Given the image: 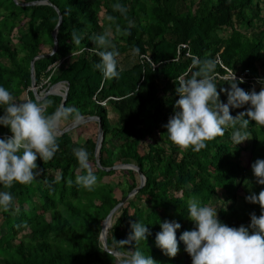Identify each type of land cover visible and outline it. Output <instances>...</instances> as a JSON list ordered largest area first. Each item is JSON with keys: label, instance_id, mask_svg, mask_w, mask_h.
Masks as SVG:
<instances>
[{"label": "trees", "instance_id": "trees-1", "mask_svg": "<svg viewBox=\"0 0 264 264\" xmlns=\"http://www.w3.org/2000/svg\"><path fill=\"white\" fill-rule=\"evenodd\" d=\"M49 1L52 5L0 0V84L16 98L27 91L29 98L37 99L30 89V63L35 56L52 50V32L59 19L53 5L57 6L62 14L58 48L54 54L35 60L36 84L46 77L51 85L68 83L64 105H74L87 117L98 116L103 125L101 166L135 164L145 177L144 186L113 214L107 247L119 249L116 241L126 239L130 223L140 219L152 233L138 245L145 254L159 264H191L182 241L175 257L165 255L155 243L159 221H179L177 238L183 230L194 227L186 203L191 195L217 207L219 218L230 226H247L253 212L259 216L261 205L245 197L264 188L251 168L257 158H264V125L250 121V141L238 145L232 142L233 129L229 127L199 151L170 141L164 125L176 110L178 77L188 71V78L198 71L199 61L219 56L224 67L234 71L250 68L253 75L264 76V0ZM253 27L257 33L247 34ZM106 28L111 29L110 38L119 54H129L128 64L119 66L116 78L105 77L95 67L101 58L100 46L94 40ZM15 30L17 41L13 42ZM75 36L80 37L79 43ZM134 47H139V55L133 56ZM187 50L197 59L187 56ZM142 54L157 66L141 61ZM58 61L61 63L54 70L49 68ZM224 67L216 63L215 74H224ZM215 80L218 91L230 87L229 79L215 76ZM257 88L258 92L261 86ZM108 96L119 97L109 101L118 116L113 122L107 108L95 102V98ZM45 98L51 101L49 113L62 100L59 95ZM247 107L230 111L235 116ZM0 134L11 135L10 128L0 125ZM115 138L121 142L110 148ZM58 143L60 148L53 158H37L38 174L31 183L0 184V190L10 191L14 197L8 209L0 208V264H115V256L104 250L99 237L102 222L140 184L139 173L125 168L105 171L98 166L94 137L74 141L68 131L58 136ZM81 146L89 151L90 164L99 179L91 191L76 182L84 170L73 148ZM118 172L124 177L121 182L103 181ZM116 188L121 192L118 195ZM219 188L225 192L224 198L218 196Z\"/></svg>", "mask_w": 264, "mask_h": 264}, {"label": "clouds", "instance_id": "clouds-1", "mask_svg": "<svg viewBox=\"0 0 264 264\" xmlns=\"http://www.w3.org/2000/svg\"><path fill=\"white\" fill-rule=\"evenodd\" d=\"M116 7L123 11L120 5ZM110 37L111 33L107 31L95 37L94 43L100 46L98 55L101 58L95 67L105 77L116 78L120 75L119 52ZM74 38L77 43L80 42L79 36ZM132 54L139 55V47H134ZM199 63L198 71L188 78L179 79L176 110L164 125L168 139L184 148L199 151L207 146V141L223 136L231 127V140L238 145L249 138L250 121L264 125V78H258L260 85L257 87L261 86L258 92L257 87L246 91L239 86L244 78H237L233 71L228 78L230 87L220 89L227 95V101L222 102L215 80L216 61L204 59ZM60 83L57 87L64 91L67 83ZM50 103L43 97L18 101L7 87L0 84V109H3L0 125L9 127L11 131V135L0 136V184L11 187L16 182L31 183L38 174L37 158L49 160L59 150L61 124L70 122L72 126H79L90 117L74 105H61L49 113L47 108ZM246 104L248 107L244 111L232 115L230 109ZM73 154L84 170L76 177V182L89 191L93 190L99 179L90 164L89 151L82 146L75 147ZM251 168L257 183L264 185V158H257ZM13 199L10 191L0 190V208L8 209ZM245 199L259 203L261 214L257 216L255 212L251 213L247 226H230L219 218L217 207L191 195L186 203L188 217L194 222V227L183 230L177 238V230L181 228L179 221H159L160 231L155 234L156 246L165 255L175 257L179 251L178 244L182 241L184 250L191 257V264H264V188L258 194L253 192L247 195ZM147 225L140 219L132 221L127 238L116 241L119 249H104L115 256V264H159L138 247L141 241H146L152 235ZM133 244L132 248L125 247Z\"/></svg>", "mask_w": 264, "mask_h": 264}, {"label": "water", "instance_id": "water-1", "mask_svg": "<svg viewBox=\"0 0 264 264\" xmlns=\"http://www.w3.org/2000/svg\"><path fill=\"white\" fill-rule=\"evenodd\" d=\"M17 4L19 5H36V4H40V3H46V4H51V2L49 0H40V1H30V2H19L17 0H14ZM55 10L58 12L59 15V19L58 22L52 32V37H53V47L52 50L49 53L46 54H39L37 56H35L30 63V75H31V87H33V92L36 96L37 99L43 97H47L48 95H59L61 96L62 100L59 106L64 105L65 101H66V97H67V91H68V83L66 84V87L64 89V91H60L56 89V87L58 86V83L51 85L46 92L41 95L37 92L36 90V80H35V71H34V62L37 59L40 58H44L47 56H50L52 54H54L57 51L58 48V31L60 29V25H61V21H62V14L59 11L58 7L53 5ZM87 120H96L98 122V133H97V139H96V144H95V156H96V161H97V165L100 166L102 169H104L105 171H110V170H114V169H121V168H125V169H134L137 170L140 176V184L135 187L130 193H128L119 203H117L111 210L110 212L106 215V217L104 218L103 222H102V228H101V232H100V239L102 241L103 247L108 248L107 247V234H108V230L111 227V222H112V217L113 214L115 212H117V210L133 195H135L138 190L140 188H142L145 184V177L143 175V173L140 171V168L135 165V164H118V165H114L112 167H102L100 164V149L102 146V142L104 139V132H103V125L101 123V120L95 116H90L89 119ZM76 126H72L71 123H69L66 127L64 128H60V134H63L65 132H68L69 130H71L72 128H74Z\"/></svg>", "mask_w": 264, "mask_h": 264}, {"label": "rangeland", "instance_id": "rangeland-1", "mask_svg": "<svg viewBox=\"0 0 264 264\" xmlns=\"http://www.w3.org/2000/svg\"><path fill=\"white\" fill-rule=\"evenodd\" d=\"M106 31L110 32L111 37H112L111 29H108V28L104 29V32H106ZM251 32H254L255 34L257 33V31L255 30V27L246 30L247 34H250ZM251 36H253V34ZM16 37H17V30H15L14 34L12 35L13 42L17 41ZM44 49H45V51H48L47 47H45ZM128 57H129L128 52L127 53L122 52L118 55V62H119L120 67H124L127 64L126 60H128ZM60 85H62V83H60ZM27 98H29V96L27 95V91H26V92H23L19 97H17V100L18 101H24ZM108 105H109V107L107 108V113H108L110 120L113 122V119L115 117H118V116H117L116 110L113 108V106L110 103ZM236 109L237 108H234L235 111H237ZM69 123L70 122H63L61 124L60 128L62 129V128L66 127ZM97 124H98V122L96 120H87L86 123L82 124L84 126H82V127H79L80 125L76 126L73 129L69 130V133H70V135L74 141L83 142L88 137H92V138L94 137L95 139H97V133H98ZM248 141H250V138L247 139V143H248ZM120 142H121V140H119V138L113 139L112 141H110V148H113L114 145H116ZM243 142L245 143V141H243ZM123 179H124L123 174L118 172L117 174L108 175V176L104 177L103 181L113 182L114 184H116V183L121 182ZM120 193L121 192H120L119 188H116L115 189V195H118ZM217 193H218V196L220 198L225 197V192L223 191V189H220V188L217 189ZM136 200H138V199H134V201H136ZM136 203H137V205H142L141 201H136ZM130 213H131V210H130ZM99 237H100V235H99Z\"/></svg>", "mask_w": 264, "mask_h": 264}, {"label": "built area", "instance_id": "built-area-1", "mask_svg": "<svg viewBox=\"0 0 264 264\" xmlns=\"http://www.w3.org/2000/svg\"><path fill=\"white\" fill-rule=\"evenodd\" d=\"M181 47L183 48H186L187 47V44H181L180 45ZM178 53H179V50H178ZM186 55L187 56H191V57H194V55L189 52V50H187L186 52ZM141 58V61L142 59H146L147 61L151 62L152 63V66L153 68H155L157 65L154 64L152 61H151V58L146 55V54H142L140 56ZM195 58L197 59V57L195 56ZM215 61L216 63H218L221 67H224L223 66V63H222V60L219 58V56H216L215 58ZM60 61H58V64L57 63H54L53 65L49 66V68L53 67V70L60 65ZM226 72L224 74H218L216 73L215 76L218 77V79H223V80H228L230 74L234 71L232 70L231 68H228V67H224ZM237 75V78L239 77H243L244 78V82L243 83H240L239 86L244 88L246 91L247 90H251L252 88H255L260 85V82L258 80V78H264V77H260V76H255L251 73L250 69L249 68H244L242 71H234ZM188 73L185 72L183 73L181 76L178 77V81L181 77H184L185 78V75ZM50 81H49V77H46L42 82H40L39 84H36V90L38 93H40L41 95H43L46 90L50 87ZM32 91H33V87L30 88ZM119 99V97H116V96H108L107 98H104V99H99V98H95V102L96 104L100 105V106H103V107H106L108 106V103L110 100H117ZM0 136H3L2 134H0Z\"/></svg>", "mask_w": 264, "mask_h": 264}, {"label": "crops", "instance_id": "crops-1", "mask_svg": "<svg viewBox=\"0 0 264 264\" xmlns=\"http://www.w3.org/2000/svg\"><path fill=\"white\" fill-rule=\"evenodd\" d=\"M128 62H129V60H126V63H127V64H128ZM217 88H218V86H217ZM221 88H225V89H227L226 87H221ZM217 90H218V89H217ZM219 99L222 100L223 102H224V101H227V95H226V93L220 91V97H219Z\"/></svg>", "mask_w": 264, "mask_h": 264}, {"label": "bare ground", "instance_id": "bare-ground-1", "mask_svg": "<svg viewBox=\"0 0 264 264\" xmlns=\"http://www.w3.org/2000/svg\"><path fill=\"white\" fill-rule=\"evenodd\" d=\"M57 90H60V87H56Z\"/></svg>", "mask_w": 264, "mask_h": 264}]
</instances>
